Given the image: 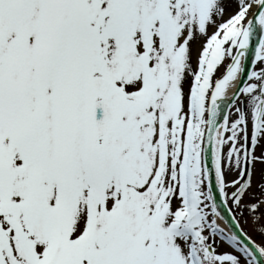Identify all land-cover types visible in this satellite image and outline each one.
<instances>
[{"label": "snow or ice", "instance_id": "snow-or-ice-1", "mask_svg": "<svg viewBox=\"0 0 264 264\" xmlns=\"http://www.w3.org/2000/svg\"><path fill=\"white\" fill-rule=\"evenodd\" d=\"M0 264H264V0H0Z\"/></svg>", "mask_w": 264, "mask_h": 264}, {"label": "rangeland", "instance_id": "rangeland-1", "mask_svg": "<svg viewBox=\"0 0 264 264\" xmlns=\"http://www.w3.org/2000/svg\"><path fill=\"white\" fill-rule=\"evenodd\" d=\"M242 225L249 236H251L257 243L261 242V237L253 230V225L250 220L247 223L242 221ZM221 250H223V248H221Z\"/></svg>", "mask_w": 264, "mask_h": 264}, {"label": "bare ground", "instance_id": "bare-ground-1", "mask_svg": "<svg viewBox=\"0 0 264 264\" xmlns=\"http://www.w3.org/2000/svg\"><path fill=\"white\" fill-rule=\"evenodd\" d=\"M220 223H221V227H225L224 224H223L222 222H220ZM225 228H226V227H225ZM226 230H227V229H226Z\"/></svg>", "mask_w": 264, "mask_h": 264}, {"label": "water", "instance_id": "water-1", "mask_svg": "<svg viewBox=\"0 0 264 264\" xmlns=\"http://www.w3.org/2000/svg\"><path fill=\"white\" fill-rule=\"evenodd\" d=\"M250 56H251V52H250ZM223 223V222H222ZM224 224V223H223ZM224 226L226 227V229H227V226L224 224Z\"/></svg>", "mask_w": 264, "mask_h": 264}]
</instances>
